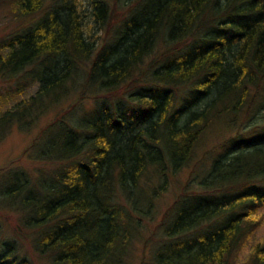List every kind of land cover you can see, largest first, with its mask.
<instances>
[{
  "label": "trees",
  "instance_id": "16d2710c",
  "mask_svg": "<svg viewBox=\"0 0 264 264\" xmlns=\"http://www.w3.org/2000/svg\"><path fill=\"white\" fill-rule=\"evenodd\" d=\"M0 8L14 21L0 35V75L14 79L0 88V137L14 123L31 127L77 87L98 89L87 112L72 103L39 131L35 155L60 164L43 184L22 167L0 174V199L19 197L48 264H131L169 175L209 132L222 137L217 153L165 211L150 259L137 264H230L264 208V0H0ZM9 238L0 237V264H31ZM243 264H264V237Z\"/></svg>",
  "mask_w": 264,
  "mask_h": 264
},
{
  "label": "rangeland",
  "instance_id": "374dc122",
  "mask_svg": "<svg viewBox=\"0 0 264 264\" xmlns=\"http://www.w3.org/2000/svg\"><path fill=\"white\" fill-rule=\"evenodd\" d=\"M3 10V8H0V35L14 24V21H12ZM128 79L121 82L117 87L118 91L116 89L113 90V92L117 93L111 95L112 100L121 98V95L118 93L122 90L124 93V88H127L128 85L125 87L123 84H125ZM13 80V78L9 79L0 75V88L10 85ZM36 87L37 82L26 86L21 93H17L18 95L15 94L17 95L16 98H25L31 94ZM97 91L98 89L95 84L92 86L87 85V91H82L81 87H77L66 101L49 109L35 124H32L31 127L23 129L19 128L16 123L12 124L9 130L0 137V174L4 168L22 167L27 171L30 181L36 180L38 184L40 182L43 184L42 180L47 177L48 174H51L56 166L60 164L58 160L54 158L43 159L35 155L34 149L38 142L39 131L50 119L58 114V112L65 113L66 111L64 110L72 107V103L75 104L73 107L78 109V112H87L93 105V95ZM240 122L241 120L239 123ZM242 125L246 127L247 122L244 121ZM234 130L235 128L227 130V133H232ZM221 139L222 137L214 134V132H209L199 142L192 155L193 157L180 169L169 175L167 188L156 198L152 209V216L145 222V228L141 229L139 235L135 238V243L130 248L128 256L131 264H137L142 255H145L147 260L150 259L151 252L159 239L157 236L158 233L156 235L154 231L157 229L160 219L165 215V211L170 207L178 194L182 193L184 190L189 191L192 189V186L188 183L189 180L190 182L194 181L196 174H201L207 169L220 147L218 141ZM6 197L9 196L7 195ZM0 198L4 197L0 194ZM22 211L23 209L19 197H16L15 200L13 197L3 200L0 199V237H10L9 239L14 238L15 242H17L19 253L25 254L31 264H48L50 260L47 254H43L35 249L36 247L34 244L38 239H36V237L39 231L36 227L23 226L24 224L21 221ZM254 216L261 218L260 223L251 230L236 253H234L230 264H243V260L249 253L251 245L264 237V208H259ZM160 229L161 227H159V230ZM153 233L154 237L151 238L152 240L147 241L144 245V237L150 236V234L153 235Z\"/></svg>",
  "mask_w": 264,
  "mask_h": 264
}]
</instances>
